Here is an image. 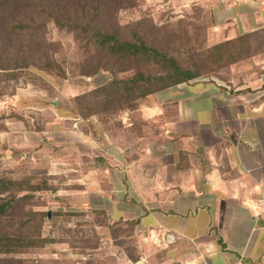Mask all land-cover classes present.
<instances>
[{
	"label": "rangeland",
	"instance_id": "rangeland-1",
	"mask_svg": "<svg viewBox=\"0 0 264 264\" xmlns=\"http://www.w3.org/2000/svg\"><path fill=\"white\" fill-rule=\"evenodd\" d=\"M52 1L35 0L33 7L18 9L24 20L33 11L46 20L31 39L28 32H7L0 26V202H10L0 215V227L43 240L0 253V264H130L137 257L132 225L100 207L98 193H83L86 159H73L70 145L77 142L53 130L58 122L76 129L74 118L86 109L114 128L124 112L141 123L137 108L142 101L132 107L126 94L101 88L114 78H129L136 68L155 73L158 67L136 65L134 59L102 50L86 33L68 27L67 14L77 16L81 10L84 19L103 31L120 40L141 38L183 66L207 64L192 80L220 82L225 88L233 77L229 65L235 60L241 70L244 58L263 51L264 34L213 50L226 33L209 31L216 18L208 6L178 0H91L82 9L78 1ZM8 56L17 58L16 68ZM123 134L131 136L126 130Z\"/></svg>",
	"mask_w": 264,
	"mask_h": 264
},
{
	"label": "crops",
	"instance_id": "crops-1",
	"mask_svg": "<svg viewBox=\"0 0 264 264\" xmlns=\"http://www.w3.org/2000/svg\"><path fill=\"white\" fill-rule=\"evenodd\" d=\"M178 1L211 7L209 31L226 40L264 34V0ZM242 62L227 88L190 80L148 95L141 123L124 112L115 128L96 115L55 124L86 159L83 193L134 222L130 264H264V50Z\"/></svg>",
	"mask_w": 264,
	"mask_h": 264
},
{
	"label": "trees",
	"instance_id": "trees-1",
	"mask_svg": "<svg viewBox=\"0 0 264 264\" xmlns=\"http://www.w3.org/2000/svg\"><path fill=\"white\" fill-rule=\"evenodd\" d=\"M33 1L35 0H0V26L7 32H28V39L34 37L33 33H35L36 28L42 25L45 26L44 22H46V20L41 21L39 17L34 14L36 11H33V14L27 16L24 20V16L20 11H18L20 7L21 9L33 7ZM48 1V5L50 2H53L52 0ZM77 1L80 3L81 8L83 9L86 6H89V1L91 0H73V2ZM92 1H96L98 3L99 1L103 0ZM41 6L46 7L47 4H42ZM66 20L69 28L79 29L86 33L102 50H105L111 55L116 56L118 59L126 61L134 59L138 63L136 65L151 64L158 67V71L155 73H145L142 70L136 68L134 74L129 78H114L110 83L107 84L108 86L101 88V90H106L108 87H110V92L112 94H119L120 96L122 94H126L127 98L130 100V103H132L130 104L132 107H135L148 95L156 91L195 79L201 75L200 69L207 65L202 64L201 62L199 63L197 61H193L191 66H183L177 62L173 55L148 45L141 38H135L132 41L120 40L113 32L103 31L100 27H98L97 24L92 23L91 19H84L82 17L81 10H78L77 16L74 14H67ZM54 21L59 23V20L56 18H54ZM242 37L243 38L237 37L235 40L232 39L220 42L210 48L216 50L219 49V47H223L225 44L231 43L232 41L238 45L241 44V42H247L246 36ZM0 55L2 56L4 54L0 51ZM215 57L219 58L220 55ZM8 60H12L14 62V68H16L18 63L17 58L12 59L8 56ZM232 63H237V61L234 60ZM86 73L89 74L90 72H82V74ZM77 114L79 118L86 119L89 116L94 115V112L86 109L83 113L78 112ZM2 200H5V198ZM8 203H10L9 199L8 202H0V215L5 213L6 205ZM126 223H130L133 228V221L129 220L126 221ZM40 241L42 243L43 240L31 238L30 236H26L21 232L15 234L10 232L8 233L6 230H3L0 227V253L16 252L24 247L39 245Z\"/></svg>",
	"mask_w": 264,
	"mask_h": 264
},
{
	"label": "built area",
	"instance_id": "built-area-1",
	"mask_svg": "<svg viewBox=\"0 0 264 264\" xmlns=\"http://www.w3.org/2000/svg\"><path fill=\"white\" fill-rule=\"evenodd\" d=\"M150 236H152L150 234ZM232 264H247L245 261H244V258L242 256H239L238 258L235 259V261L232 262Z\"/></svg>",
	"mask_w": 264,
	"mask_h": 264
}]
</instances>
